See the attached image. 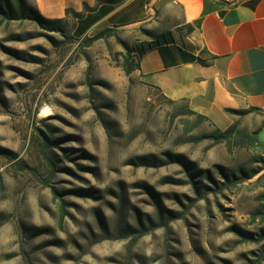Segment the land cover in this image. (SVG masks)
I'll use <instances>...</instances> for the list:
<instances>
[{
    "label": "rangeland",
    "instance_id": "374dc122",
    "mask_svg": "<svg viewBox=\"0 0 264 264\" xmlns=\"http://www.w3.org/2000/svg\"><path fill=\"white\" fill-rule=\"evenodd\" d=\"M157 2H148L151 21L91 45L96 33L79 38L72 17L54 32L0 18V264H264V240L234 232L264 229L253 215L264 169L248 178L262 168L255 152L193 141L234 124L256 131L261 114L232 109L226 128L196 127L180 113L186 102L123 69L128 50L178 15ZM170 152L191 170L131 163ZM240 170L244 179L221 189Z\"/></svg>",
    "mask_w": 264,
    "mask_h": 264
},
{
    "label": "crops",
    "instance_id": "0c3cea01",
    "mask_svg": "<svg viewBox=\"0 0 264 264\" xmlns=\"http://www.w3.org/2000/svg\"><path fill=\"white\" fill-rule=\"evenodd\" d=\"M117 1L33 3L48 19L66 18L67 9L81 13L76 30L82 36L153 19H146L153 11L149 0ZM157 4L165 12L174 8L179 12L167 16L173 22L170 27L156 32L168 41L143 55L135 72L168 100L187 101L191 110L220 128L230 124L226 109L256 108L262 117L258 138L264 145V0H158Z\"/></svg>",
    "mask_w": 264,
    "mask_h": 264
},
{
    "label": "trees",
    "instance_id": "16d2710c",
    "mask_svg": "<svg viewBox=\"0 0 264 264\" xmlns=\"http://www.w3.org/2000/svg\"><path fill=\"white\" fill-rule=\"evenodd\" d=\"M111 2L118 3L117 0H108ZM85 8H88L85 5ZM66 18L63 19H48L42 16L39 11L36 9L35 6L28 7L23 0H0V18L2 21L6 22H12V21H31L37 24V26L45 31L54 32V31H61V25L66 22L70 17L74 18L77 22L78 19L82 18L81 13H77L71 9H67L66 11ZM74 34L77 35L79 38H83L85 36H82L81 32L76 30V23H75V29ZM115 30L114 28H108L104 29L98 34L94 35L93 37L86 38L85 41H87L88 45H91L92 43L98 41V40H104L108 37L114 36ZM168 39L164 38L163 36L154 33L151 35V39L148 41L139 42L132 51L128 50L127 54L125 55V60L123 63V69L126 72L127 75L137 71L140 69V62L143 57L149 50L161 45L163 42H167ZM164 97V96H163ZM165 98V97H164ZM167 99V98H166ZM168 100V99H167ZM171 103H176L177 101L169 100ZM183 102H186L185 100H182ZM250 111H257L256 108H250L247 110V112ZM226 112L229 113H237V110L232 109H226ZM182 114L194 116L196 117L195 126L197 127L199 124L204 122H210L211 120L201 114H198L191 110L189 108V105L187 103V107L181 110ZM262 126H264V122L262 123ZM261 126V127H262ZM261 128L257 129L256 131H248L244 129H240V127L237 124L231 125L225 130H221L219 128H215L211 132L204 133L200 136H196L193 138V141L200 142V141H211L214 144H225L228 146H231V144H234L235 147H238L240 149H246L251 150L255 152L254 160L256 163L261 165V169L253 170L252 173L248 178L255 177L259 173H261L264 169V145L259 140L258 135ZM5 155L10 156L8 151L3 150L2 151ZM131 163H134L136 166H152V167H160L166 164H178L182 166L183 168L187 169L188 171L191 170V166H193V163L190 162L187 157H185L182 154H176V153H167L163 155V158L159 159L155 155H146L141 157H136L132 160ZM239 175L235 177V174H232V177L230 178L229 175L224 174V180L226 182H223L221 184V189L226 187V184L229 182L235 181L237 178H240V180L244 179V173L242 170L239 171ZM234 176V177H233ZM209 180L212 181V178H209ZM207 191L206 194L209 192V187H206ZM58 196V193L54 191V197L56 198ZM264 198V194L262 196ZM66 203L62 200L60 202V208L62 213H64ZM254 219L261 218L264 220V203L260 208H257L254 212ZM61 218H63V214L61 215ZM137 231V230H134ZM138 232H140L138 230ZM234 232L241 238V241L243 242H260L264 240V229L260 231L259 234H256L257 237H254L253 234L244 232L240 229H234Z\"/></svg>",
    "mask_w": 264,
    "mask_h": 264
},
{
    "label": "bare ground",
    "instance_id": "6f19581e",
    "mask_svg": "<svg viewBox=\"0 0 264 264\" xmlns=\"http://www.w3.org/2000/svg\"><path fill=\"white\" fill-rule=\"evenodd\" d=\"M45 113H46V111H45Z\"/></svg>",
    "mask_w": 264,
    "mask_h": 264
}]
</instances>
